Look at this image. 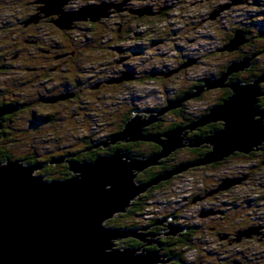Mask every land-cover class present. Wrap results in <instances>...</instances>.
Segmentation results:
<instances>
[{"label": "rangeland", "instance_id": "1", "mask_svg": "<svg viewBox=\"0 0 264 264\" xmlns=\"http://www.w3.org/2000/svg\"><path fill=\"white\" fill-rule=\"evenodd\" d=\"M34 1L36 0H0V58L13 53L14 48H9L8 44L11 45L9 42L12 38L17 40L23 38L22 35L28 30L21 27L20 22L27 17ZM103 1L115 5L125 1L126 3L121 11L112 8L111 14L102 18V22H99L97 27L91 28L87 24L89 21H80L75 22L73 28L69 30L44 25L37 31L36 35L42 42L69 40L70 35L72 40L77 39L79 45H83L74 47L75 42L71 44L73 47L67 45L69 51L72 50L71 48L73 51H78L71 58L68 57L70 66L62 63L60 67L66 65L71 71L63 74L55 71L51 75L36 76L35 72H25L19 66L16 67V63V68L13 67L14 69H10L8 73H0V101L17 98L23 103L28 102L27 107L22 110L6 113L12 118L6 122L8 125L5 129L6 137L0 138V151L7 150L13 159L27 165H30V161L32 163L34 160L46 161L59 155L76 158L75 152L79 150L78 148L86 146L87 143L90 147V139L111 142L112 137L117 134L115 131L119 122L128 116L133 108L141 113L152 109L161 110L180 91L187 90L186 93H189L188 90L192 89L195 81L200 80L201 83L198 85H201L203 79L215 77L212 75H222L224 72L219 73L220 69L223 70L227 64L236 60L237 53L236 50L220 49L230 43L228 38L230 35L234 36L236 30L245 31L248 40L255 32L264 31V0H69L65 8L68 11H76L88 4H100ZM149 7L152 14L139 16L131 12L132 9ZM212 15L216 16L212 18ZM67 31V34L63 33ZM76 31H79L78 36ZM142 32H146V35L134 39V35ZM126 36L129 37L127 41ZM136 46L142 49L137 50ZM254 58L260 62L257 67L264 70V52L255 54ZM191 59L195 61L190 66L181 67ZM82 68L83 70L80 71ZM184 68L186 70H183ZM165 70L167 71L163 73ZM170 70L173 73L166 75ZM144 71L146 73L142 74ZM66 74L88 83V86L80 87L82 88L78 94L80 99L69 101L67 104L64 100L65 96L62 97L66 93L52 100L66 81L64 80ZM243 74L241 77H247V74ZM125 75L130 79L114 82L115 79ZM92 83L100 85L94 87ZM260 88L264 92V82L260 83ZM52 92L55 93L54 97L49 98L52 96L50 95L46 97L50 100L41 101ZM223 94L218 88L206 89L199 97L183 101L182 105L186 106L187 114L199 113V117H203L207 114L205 113L207 110L217 104ZM37 99L40 101L36 102ZM262 108L264 110V105ZM135 111L131 116L137 114ZM49 115L50 118L44 120V117ZM161 116L165 118L161 126L164 132L158 134L166 133L169 123L178 121L173 109ZM155 124L157 121L145 127V132L148 133L147 129L152 126L159 127ZM95 131L101 132L97 134L98 132ZM184 133H187L185 141L196 138L189 136L188 129ZM147 143L151 145V142L147 141ZM116 144L118 143L114 145ZM196 147L204 149L206 153L212 150V145L209 143H202ZM187 148L195 147L185 146L171 153L170 155L174 154L172 157L170 155L167 157L171 160L186 157L188 153L184 150ZM98 151L102 152L101 148ZM163 159L165 158L159 161ZM243 159L246 160L233 158L217 167L193 166L166 180H161L160 186L152 190L148 189L136 197L150 194L147 196V204L140 211L142 218L140 225H135V228L130 230L125 227L116 229L141 233L145 236L144 240L155 243L160 236L157 233L160 227H164L169 233L170 225L182 228L180 232L186 228L181 226L199 225L201 226L199 232L205 233L200 239L209 241L206 244L215 241V244L203 248L215 251L219 248L220 242L215 236H211L209 232L212 230L210 231L209 227L217 225L216 222L222 219V213H218L220 209L225 210L227 205L233 203L232 205L240 207H235V216L230 215L232 218L226 223L229 229L231 231L233 228L247 229L248 232L256 227L261 234L254 238L246 237L247 244L231 247V252L249 251L251 254L246 252L244 259L242 253L238 254L234 256L233 263L244 264L242 260H245L248 264H264V260L257 263L254 262L255 259L253 261L249 259V256L254 258L259 253L264 255V234H262L264 233V167L256 170L253 175H244L255 171L250 167L256 163V160ZM153 166L155 165L150 167ZM144 171L137 174V183L147 182L143 177ZM45 172L43 169H37L34 174L45 175ZM52 172H55L53 179H56L58 171ZM221 186L223 188L219 189ZM229 188H234L230 192L232 197L228 195ZM208 192H212L211 195L202 197ZM190 198L195 202L192 205ZM181 199L185 203H180ZM243 204L245 205L241 206ZM168 217L174 219L169 221ZM213 219L218 220L213 222ZM105 223L109 226L107 222ZM165 223L166 225H163ZM130 237L132 236L115 240V248L126 246L121 243ZM194 239L197 241L199 238L194 237ZM248 247H252L251 250H245ZM193 253L189 264H193V260L196 259ZM227 256V254L206 256L202 261L205 264H220L219 260Z\"/></svg>", "mask_w": 264, "mask_h": 264}, {"label": "water", "instance_id": "2", "mask_svg": "<svg viewBox=\"0 0 264 264\" xmlns=\"http://www.w3.org/2000/svg\"><path fill=\"white\" fill-rule=\"evenodd\" d=\"M68 1L40 0L43 3L41 10L47 16L56 15L53 23L61 30L73 28L75 22H98L109 16L112 8L117 11L124 9L126 3L115 5L103 1L68 11L65 8ZM131 12L139 16L152 14L150 7L132 9ZM245 34L242 29L236 30L230 43L220 50H237L248 41ZM254 56L231 61L222 75L206 78L184 97L168 101L161 110L135 111L137 114L124 123L123 129L112 137L111 142L102 143L105 147L118 141H149L160 145L161 150L148 158L132 159L116 150L113 154L100 155L91 161L71 160L68 163L69 171L74 174L63 179H47L44 175L34 174L39 165L0 160V264L163 262L159 250L115 248L114 241L117 239L127 236L144 239L145 236L106 226L105 222L118 213H124L132 200L161 180L193 166L222 161L235 152L250 153L264 143V110L258 108L259 98L264 94L260 88L264 75L250 83L240 80L226 83L233 73L251 68ZM194 61L191 59L181 67L190 66ZM170 73L172 71L166 75ZM124 79L130 77L125 75L113 81ZM225 86L229 87L231 95L190 126H176L164 134L145 132V127L158 121L166 111L181 107L183 101L199 97L206 89ZM15 108L13 105L0 107V118ZM214 122H221L222 127L207 137L185 141L186 129ZM202 143L211 144L212 150L201 160L164 172L154 180L137 183V174L151 165H157L159 159L185 146L196 147ZM170 228L168 234L176 235L183 230L174 225H170ZM241 235H245V232Z\"/></svg>", "mask_w": 264, "mask_h": 264}, {"label": "flooded vegetation", "instance_id": "3", "mask_svg": "<svg viewBox=\"0 0 264 264\" xmlns=\"http://www.w3.org/2000/svg\"><path fill=\"white\" fill-rule=\"evenodd\" d=\"M42 6L43 5L41 4L40 0L34 1V3L31 5V9L29 10V12L27 14V17L24 18L20 22L21 27L28 29V30L26 31L24 29V31H26V32H25V34L22 35L23 38H21L19 40H17V38H15V39L12 38L11 42H9V43H11V45L8 44L9 48H14V50H13V53H11L9 56H5V57L3 56V58H0V73H8L10 69H14L13 67H15L16 63H17L16 67L19 66V68L22 70H25V72H28V71L29 72H35L34 75H36V76L51 75L55 71H59L60 74H63L64 72L68 73V71H71L70 67L66 68V65H69V66L71 65L70 63H68L70 61L68 59V57L71 58V56L75 52L78 51L76 49H75L76 51H73V48H71L72 50H70V51L68 50L67 45L68 44L71 45L72 42H74V40L71 39V36L68 34L69 38H70L69 40H61V41H55V42L54 41L53 42H50V41L42 42L40 40V38L36 35L39 28L41 26H44V25L45 26L51 25L55 28H58L53 23V20L56 19L57 16L56 15L47 16L41 10ZM34 16H38V18H36ZM34 18H36L38 21H36V19H34ZM27 21H30V22H27ZM63 33L67 34L68 31L63 32ZM255 33L252 34L250 39L248 40V42L246 44H243L242 46H240V48L238 50L244 49L245 52L247 51L248 54L250 53L249 56L251 54H253V55L257 54V52H256L257 47L264 46V31L259 30L256 34ZM73 44L72 45L74 47H76L77 45L80 46L79 45L80 43H78V44L73 43ZM82 46L83 45H81L80 47H82ZM253 49L255 51H253ZM263 52H264V49H261L260 54ZM236 53H237V50H236ZM248 54H247V56H248ZM237 57H236V60L238 59ZM256 60L259 61L258 59H255V58L253 59L252 69L253 68L257 69V65H259V63L256 64ZM62 63L63 64L66 63V65L63 67H60ZM221 69H220L219 73H221V71H223ZM82 70H83V68L80 71H82ZM150 72H148V73H150ZM245 72H248V70H246ZM145 73H146V71H144L142 74H145ZM217 76H218V74H217ZM64 80H66V81L63 82V85L58 89V91L57 92H56V90L54 91L58 95H55V97H54L53 95L55 93L52 92L51 94L46 95L41 101H46L48 99L46 97H48L50 95H52V96L49 98L54 97V98H52V100H54L55 98L58 99L59 97H61L60 95L65 94V93L66 94L63 95L62 97L65 96L64 100H65L66 104L69 101H73L75 99H77V100L80 99L79 98L80 95H78L80 90L82 89L80 87L81 86H84V87L88 86V83H85L84 81H81L78 78H76L75 76L69 75V74H66L64 76ZM198 81L200 82V80H198ZM7 82H11V81L7 80ZM80 84H83V85H80ZM91 85L96 87L100 84H97V83L93 84L92 83ZM188 91H190V90H188ZM191 91H192V89H191ZM69 94L73 97L69 96ZM48 100H50V99H48ZM35 101L39 102L40 100L37 99ZM9 103L11 105L16 106V108L13 110V112L16 110L18 112L19 110H22L23 108L27 107L26 105H28V102L23 103V102H21V100H18L17 98H15V99L10 98L8 100H1L0 101V107H2V105L7 106ZM51 103L53 104L54 102H51ZM263 105H264V94L259 99L258 108L260 110H262ZM13 115H15V114L13 113ZM11 118L12 117H10V114H5L4 116H2V118H0L1 126H2V128L0 129V138H2L4 136L6 137L7 131L5 129L8 127L6 122H7V120H9ZM46 118H50V115L47 116ZM123 121L124 120L122 119V121L119 122L118 128L123 124ZM100 130H102V129H100ZM96 144L102 146V142L97 141L94 145L91 144L92 147H89L88 145H86V146H83L81 148H78L79 150L75 152V153H77L76 158L82 157L83 159L79 160V159L75 158V160L82 161V162L83 161H90L89 159L84 158V157L89 156L93 152L100 149L99 148L100 146L97 147ZM109 147H111V146H109ZM4 151L1 150L0 152L4 153ZM8 153H9L8 155L10 156V158L6 159V161H9V160L16 161L17 160V159H13L10 152H8ZM246 155L249 156L248 158H252V159L256 160V163L253 164L255 166L253 168L250 167L251 170H255L257 167V163L260 160L264 161V148L259 147L258 149H255L254 151H251L250 153H246ZM71 156H73V155H71ZM64 157L69 158V155H59V156L55 157V159H54L55 161H53V162L46 160L40 164H37L40 166L39 170L43 169L44 171H47L48 169H53L54 171H58L62 167L65 168L64 166H61L60 164L66 163V162H59V160H62ZM244 160H246V159H244ZM6 161H3V162H6ZM66 161H68V160H66ZM54 162H58L59 165H57V163H54ZM255 172L256 171H250L244 175H253ZM44 176H46V175H44ZM233 190H234V188H229L230 192H232ZM230 192L228 194L229 196H231ZM199 196H200V194H199ZM204 196L207 197L206 195L203 194L202 197H204ZM190 202H192L191 205L195 203L194 199H190ZM232 204L226 206L227 210L226 209L225 210L220 209V211L218 213H222V215H223L222 219L219 220V222L217 221L218 219L217 220L213 219V222L217 221L216 222L217 225H214L213 227L212 226L209 227V230L210 231L212 230L211 232H209L211 234V236H215L216 239L219 240V242H220V244L218 243L219 248L215 249V251H212L211 249L209 251L207 249H204L203 247H208L209 245L215 244V241H212L211 244H206L209 241H205V240H203V238L200 239V237L205 234V233H203V231L199 232L197 235H195L196 239L199 238L197 241L194 239L195 243L198 246L203 248L202 253L197 252L196 259L194 261L195 264H205L202 261V259L205 258L206 256L212 257V256H216V255L221 256V255H225V254H227L228 256L225 257L224 259L219 260L220 264H234L233 263L234 256L241 254L242 252H236V253L231 252V247H233L234 245L237 246V244H241V245H243V243L247 244V242H248L247 238H254L255 236L261 235L260 232L258 231V228H256V227H254L253 229L251 228V230L248 232H247V229H245V230L234 229V228L232 229V227H231L232 231L229 229V227L226 225V223L228 222V220H230L232 218V216H230V215L233 214L235 216V213H236L235 207H240V206H235ZM244 205L245 204H243L241 206H244ZM211 212H213V211H211ZM172 218L168 217L167 219H169V221H170V220H172ZM141 221H142V218H140V222ZM163 225H166V223ZM195 226L198 228L199 227L201 228V226H199V225H195ZM188 229H191V228L188 227ZM206 230H208V228H206ZM188 231H190V230H188ZM244 232H245V235H241V233H244ZM157 233L160 236L156 239L155 243L147 242V240H144V239H143V241H144L143 242V241H140V240H142L140 238L132 237V238L137 239V241H135L136 243H134V241H132V240L127 239L124 241L126 244V246H124V247H132V248H136L138 250H143V251L159 250L160 254L163 256L164 254H162L163 253L162 250L165 246L164 245L165 242H163V241L165 240V237L166 238L172 237L174 234H168L165 231L164 227H160V229ZM262 234H264V233H262ZM155 245H158V247L157 246L155 247ZM251 248L252 247H248L245 250H251ZM246 252L249 255H251L249 253V251H245L242 253L243 255L241 254V256H244L243 259L246 256ZM232 254H233V257H231ZM249 259L252 261L255 259L254 262L259 263V262L264 260V255L262 253L261 254L259 253V254L255 255L254 258H251L249 256ZM242 261L244 262V264H248L245 262V260H242Z\"/></svg>", "mask_w": 264, "mask_h": 264}, {"label": "trees", "instance_id": "4", "mask_svg": "<svg viewBox=\"0 0 264 264\" xmlns=\"http://www.w3.org/2000/svg\"><path fill=\"white\" fill-rule=\"evenodd\" d=\"M165 16V15H164ZM99 22H102L101 20L98 22H88L87 24L90 25L91 28L93 27H97ZM132 23V22H131ZM133 30V28H132ZM131 30V31H132ZM129 31V29H128ZM130 31V32H131ZM147 32V31H146ZM145 33H138L137 35H134V39L135 37H143L146 35ZM79 35V31H76V36ZM233 37V35L229 36V40ZM78 38V37H77ZM129 39L128 36H126L125 40L127 41ZM75 43H79L74 39ZM212 40V39H211ZM228 40V41H229ZM138 47L137 50H141L142 48L140 46H136ZM135 47V48H136ZM240 48V47H239ZM238 48V49H239ZM237 49V58L241 59L243 57H246L248 52L244 51V49ZM261 49H264V46L261 47H257L256 52L260 53ZM252 51V50H251ZM250 54V53H249ZM248 54V56H249ZM260 63L259 61L256 60V64ZM230 64V63H229ZM227 64L223 71L221 72H225L227 70V66L229 65ZM253 66V65H252ZM183 70H186L185 68ZM244 72V71H243ZM243 72L240 73H236L235 75L232 76V78H230L229 82H231L234 79L246 82V83H250L252 81H254L256 78H258V76H262L264 75V70H260L259 67L256 68H249L248 72H245L244 74H247V77H241ZM250 72V73H249ZM243 74V75H244ZM262 74V75H261ZM212 76H217V75H212ZM204 80V79H203ZM201 82V81H200ZM198 80L194 82V85H192V90L195 89L196 86H198V84L200 83ZM35 91V88H33ZM223 91V96L218 100L217 105H220L226 98H228L231 95V90L228 88H224L221 89ZM191 91V90H190ZM187 90H182L178 93L177 96H175L174 98L170 99V100H176L179 99L183 94H186ZM260 99V98H259ZM169 100V101H170ZM16 103V102H15ZM260 105V104H259ZM182 107V108H181ZM179 108H175L173 109L174 113L178 116V121H175L174 123L171 122V124L169 123L168 127L166 128L167 130L172 129L176 126L179 125H191L193 124L195 121H197L200 117L199 113L196 115L194 113L192 114H187L186 113V106L182 105ZM136 110V108H133V110L131 111V113L128 114V116H126L123 120V124L116 129L115 133H118L119 131H121L124 127V123L131 117L132 113ZM209 110H207L205 113H207ZM47 117V116H46ZM44 117V120H47V118ZM163 121H165L164 116L159 117V120L157 121V124L155 125H159V127H154L152 126V128L154 127V129L152 130V128H148L147 132L148 133H162L164 132L163 128H161V126H163ZM189 125V126H190ZM222 127V123L221 122H214V123H210L208 125H203V126H197L194 129H189V136L191 137H205L207 135H210V133L212 134L213 132H215L216 130H218L219 128ZM149 130V131H148ZM96 133L99 132L98 134H100L101 131H95ZM111 138H109L110 140ZM89 145L90 147L91 144H95L97 141H94L92 139H90L89 141ZM100 142V141H99ZM102 143H104V141H102ZM118 144L116 145H109L111 147H99L101 148L102 152H99L98 150L93 152L92 154H90L89 156H85L84 158L91 160H94L97 156H100V154H111L114 153L116 150H120L123 154H125L126 156L132 158V159H144V158H148L150 156H152L155 153H158L161 150L160 145L156 144V143H152L151 145L150 143H147V141H130V142H126V141H118ZM88 144V143H87ZM86 144V145H87ZM97 145V144H96ZM150 145V146H148ZM260 148H264V143L261 144L259 146ZM203 148V147H202ZM184 151H187L188 155L186 157L183 158H176V160H171L170 157H172L174 154L170 155V157H165V159L160 160L158 165H155L153 167H150L149 169H146L143 173V177L146 178V181H150V180H154L156 178H158L162 173H166V172H170L171 170L176 169L177 167L181 166V165H185V164H189V163H194L197 162L199 160H201L207 151H205L204 149L201 148H187ZM8 151L5 150L4 153L0 152V160L1 161H6V159L10 158V156L8 155ZM249 156H247L245 153H241V152H235L233 154H231L230 156L226 157L225 159H223L222 161L219 162H214L212 164H206L208 165L207 167H217L219 164L225 163L227 161H230L233 158H238V159H242L243 158H248ZM65 160H75V158H66L64 157ZM53 159H55V157H51L49 158L47 161L52 162ZM76 159H83L82 157H78ZM170 160L172 162H170ZM43 161H36L34 160L33 163L30 161V165L31 164H40ZM66 164L62 163L60 164L61 166H64L65 168H61L58 170V172L56 173V179H63V178H67L71 173L69 171V165L67 163V161H65ZM264 161L260 160L257 163V167L255 169H261L262 167H264V165L262 164ZM25 164V163H24ZM57 165H59V163H57ZM205 165V166H206ZM199 166V165H197ZM254 165H251V168H253ZM53 169H48L44 174L47 176V179L52 178L53 179V174L55 172ZM220 180V179H219ZM163 183V182H162ZM158 183L154 186H152L149 190H152L158 186H160ZM230 192V191H229ZM206 194V193H205ZM204 194V195H205ZM150 194H144L139 196L138 198H136L135 201H132L131 206L124 212V213H120L116 216H114L113 218L109 219L107 221V225L112 226L113 228H119V227H125V229H133L135 228L134 226L136 225H140V214H141V210L144 208V206L147 204L146 200H147V196H149ZM155 195H152V197H154ZM232 197V195H231ZM191 199V198H190ZM181 203V202H180ZM212 211V210H211ZM125 221V222H124ZM181 227H186L184 229V231L178 232L176 235H173L172 237H165V240L163 242L164 243V248L162 250V254H164L162 256V260L163 262L158 263V264H189L191 262L190 257L192 256V253L194 254V256L197 254V252L202 253L203 248L198 246L195 243V240L193 237H195V235H197L200 231V229L196 226H181ZM188 227H190L191 229H188ZM190 230V231H188ZM129 240L134 241V243H136L135 241H137V239L130 237ZM121 244H125V242H122ZM133 246V245H132ZM158 247V245H155V247ZM195 260H193V264H195L194 262ZM167 262V263H166Z\"/></svg>", "mask_w": 264, "mask_h": 264}, {"label": "bare ground", "instance_id": "5", "mask_svg": "<svg viewBox=\"0 0 264 264\" xmlns=\"http://www.w3.org/2000/svg\"><path fill=\"white\" fill-rule=\"evenodd\" d=\"M67 4H68V3H67ZM67 4H66V6H67ZM212 18H214V17H212ZM129 30L131 31V29H129ZM132 32L135 33V31H132ZM166 71H167V70H165L163 73H165ZM170 72H171V70H170ZM172 73H173V71H172ZM170 74H171V73H170ZM233 75H234V73L230 76V78H232ZM262 76H263V75H262ZM262 76H260L259 78H261ZM230 78H229V80H230ZM229 80H228L226 83H229ZM224 88H228V87L225 86V87H220V88H218V89H224ZM144 110H145V109H144ZM141 111H142V110H141ZM98 133H99V132H98ZM99 146L102 147L103 145H102V146H101V145H97V147H99ZM104 147H105V146H104ZM56 159H57V158H56ZM53 161H55V160L53 159ZM53 161H52V162H53ZM62 161H66L65 158H63ZM62 161H61V162H62ZM70 161H71V160H68L67 163H69ZM59 162H60V161H59ZM54 163H58V162H54ZM32 165H36V164H32ZM70 173H71L70 175H73V174H74V172H71V171H70ZM150 188H151V187H150ZM150 188H149V189H150ZM179 192H180V190H179ZM182 192H183V191H182ZM215 192H218V191H215ZM213 193H214V192H213ZM177 194H178V192H177ZM180 195H181V194H180ZM205 195H206V196H209V195H211V193L208 192V193H206ZM180 202H181V203H185V201H184L183 199H181ZM140 248H141V247H140Z\"/></svg>", "mask_w": 264, "mask_h": 264}, {"label": "built area", "instance_id": "6", "mask_svg": "<svg viewBox=\"0 0 264 264\" xmlns=\"http://www.w3.org/2000/svg\"><path fill=\"white\" fill-rule=\"evenodd\" d=\"M69 9H71V8H69Z\"/></svg>", "mask_w": 264, "mask_h": 264}]
</instances>
